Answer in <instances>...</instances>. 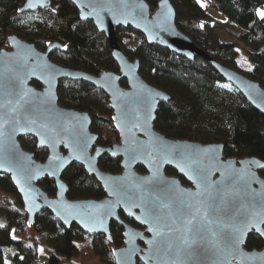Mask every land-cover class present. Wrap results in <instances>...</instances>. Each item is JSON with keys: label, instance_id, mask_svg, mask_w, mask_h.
Wrapping results in <instances>:
<instances>
[{"label": "water", "instance_id": "water-1", "mask_svg": "<svg viewBox=\"0 0 264 264\" xmlns=\"http://www.w3.org/2000/svg\"><path fill=\"white\" fill-rule=\"evenodd\" d=\"M69 2L81 22H91L104 36L118 73L90 75L57 65L50 56L64 52L65 45L50 42L39 50L14 34L8 36V50H0V104L4 105L0 117L8 121L0 137V175L10 178L28 225L33 226L38 214L47 211L64 229L74 225L85 235H103L111 243L110 225L116 223L123 229V245L112 249L114 264H264V247L246 249L253 234L264 245V222H260L264 216V167L260 166L264 162L228 159L222 144L173 140L156 131V113L170 96L142 79L139 62L131 61L118 44L117 29L130 28L148 45L187 61L202 58L262 116L264 88L198 49L177 29L169 0H160L153 11L144 0ZM50 6V0H25L17 13L32 14ZM61 81L83 82L104 93L119 136L117 144L99 146L89 114L60 106L57 92ZM24 137L33 138L38 150H46L44 162L22 148L19 140ZM104 156L120 160L119 174L100 169L99 160ZM73 164L101 186L103 199L67 198L68 186L62 175ZM139 167L143 173L137 171ZM167 169L177 177L168 176ZM44 179L53 181V197L39 186ZM153 207L158 209L159 222L150 215ZM241 213H259L256 222L260 231L245 228L240 223ZM120 214L137 227L124 222ZM187 220L193 224L187 225ZM225 223L239 229L231 247L223 241V233L232 230ZM156 231L164 235L158 236ZM185 236L187 244L181 242Z\"/></svg>", "mask_w": 264, "mask_h": 264}, {"label": "trees", "instance_id": "trees-1", "mask_svg": "<svg viewBox=\"0 0 264 264\" xmlns=\"http://www.w3.org/2000/svg\"><path fill=\"white\" fill-rule=\"evenodd\" d=\"M24 1L0 0V50H8L7 38L12 34L39 50L50 42H58L66 48L64 52L51 54L53 63L90 75L101 71L118 73L104 36L91 22L79 20L69 0H50V9L18 15ZM144 1L153 11L160 0ZM169 1L175 11L177 29L198 49L264 88V18L257 15L264 9V0H207L210 4L207 9L197 0ZM212 10L223 20L211 16ZM219 34L230 42L220 40ZM116 35L129 59L139 62L142 79L170 96V101L158 108L156 131L173 140L222 144L228 159L256 158L264 162V116L205 60L196 57L187 61L156 45L150 46L130 28H119ZM239 58H245L247 63ZM32 85L40 89L37 83ZM121 86L126 87V83L122 81ZM57 93L60 106L89 114L91 132L99 136V146L119 142L108 99L102 91L83 82L61 81ZM19 141L37 161L44 162L46 151L38 150L33 138ZM99 167L116 175L120 173V160L104 156ZM137 171L144 172L140 167ZM166 174L177 177L171 169ZM261 176L264 178V171ZM62 180L68 186L69 200L105 197L101 186L79 165L70 166ZM39 186L50 197L55 195L53 181L44 179ZM0 209V264H90L94 260L114 264L112 249L123 245V229L116 223L110 225L111 243L103 235H85L74 225L64 229L47 211L38 214L34 225L29 226L21 200L10 178L4 175H0ZM120 217L135 226L122 214ZM262 248L257 236L248 237L247 250ZM7 252L11 253L10 258L6 257Z\"/></svg>", "mask_w": 264, "mask_h": 264}, {"label": "snow or ice", "instance_id": "snow-or-ice-1", "mask_svg": "<svg viewBox=\"0 0 264 264\" xmlns=\"http://www.w3.org/2000/svg\"><path fill=\"white\" fill-rule=\"evenodd\" d=\"M197 2L199 3L200 0H197ZM93 7L95 8V5H93ZM257 14L261 18H264V11H258ZM20 99L22 100L23 96H21ZM9 103H11V101H9ZM19 103H20V101L17 100L16 101V105L19 106ZM0 107H4V105L0 104ZM11 110L15 111L16 109L14 107ZM7 122L8 121L4 120L3 117H0V137H3L4 134H5L4 131H3V127H4V124L7 123ZM15 123L19 124L20 121L16 120ZM32 123H35V121H32ZM42 127H46V125H42ZM41 143H43V141H41ZM260 167H264V165H261ZM181 171H183V169H181ZM197 187L198 188L200 187L199 183L197 184ZM123 190L124 189L121 188V191H123ZM196 195H199V193H197ZM117 204H119V200H117ZM76 207H78V206H76ZM165 207H167V205H165ZM235 211L236 212H241V209H235ZM150 215L152 216V218L155 221H158V222L161 221V217L158 214V209L157 208H155V207L151 208L150 209ZM258 216H260L259 213H253L251 216L244 215V214L241 213L240 218H239L240 219V223H242L245 228H249V227L256 228V230L259 232L260 231L259 224L256 222ZM136 219L139 220L140 217H136ZM260 222H264V216H260ZM186 224L191 226L193 224V221L192 220H187ZM224 226L232 228L231 231H226V232L223 233V241H224L226 247H231L232 243L237 238L235 234L239 231V229H236V228L232 227L230 224H227V223H225ZM153 230L154 229L149 228V231H153ZM190 230L191 229H188V231H190ZM169 231H171V229H169ZM261 234H264V233H261ZM156 235L161 236V235H164V233H162L160 231H156ZM213 235H215V233H213ZM181 242L184 243V244H187L188 243L187 236H185V238ZM148 243L151 244V243H153V241H149ZM167 246L170 247L171 245H167Z\"/></svg>", "mask_w": 264, "mask_h": 264}, {"label": "rangeland", "instance_id": "rangeland-1", "mask_svg": "<svg viewBox=\"0 0 264 264\" xmlns=\"http://www.w3.org/2000/svg\"><path fill=\"white\" fill-rule=\"evenodd\" d=\"M200 5L201 6H203L205 9H207V5L209 6L210 4H208V2H207V0H200ZM259 11H264V9H261V10H259ZM258 13V12H257ZM210 14H211V16H213L215 19H222L223 20V18L220 16V15H218V13L217 12H215V11H210ZM258 15V14H257ZM258 17H260L259 15H258ZM261 18V17H260ZM11 33H13L12 31H11ZM219 37H220V40H222V41H224V42H230V39L228 38V37H226L225 35H223V34H219ZM239 60H240V62L242 61L243 63H247V61H246V59L245 58H239ZM240 62H239V64H240ZM117 144V143H116ZM1 211H2V209H0V213H1ZM6 257L7 258H10L11 257V253L10 252H7L6 253ZM90 264H104L103 262H101V261H98V260H94V261H91V263Z\"/></svg>", "mask_w": 264, "mask_h": 264}, {"label": "flooded vegetation", "instance_id": "flooded-vegetation-1", "mask_svg": "<svg viewBox=\"0 0 264 264\" xmlns=\"http://www.w3.org/2000/svg\"><path fill=\"white\" fill-rule=\"evenodd\" d=\"M51 2V1H50ZM51 8V6L49 7V8H47V9H50ZM46 10V9H45ZM37 12V11H36ZM33 14V13H32ZM125 88V87H124ZM46 151V150H45ZM46 154H47V152H46ZM46 157H47V155H46ZM46 159V158H45ZM182 182V181H181ZM182 185H184V186H188L185 182L183 183L182 182ZM125 222V221H124ZM135 225V224H134ZM136 226V225H135ZM137 227V226H136ZM263 247H264V245H263ZM261 250V249H260Z\"/></svg>", "mask_w": 264, "mask_h": 264}]
</instances>
